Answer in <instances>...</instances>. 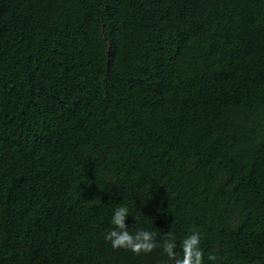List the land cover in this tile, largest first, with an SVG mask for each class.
Instances as JSON below:
<instances>
[{
	"label": "trees",
	"instance_id": "16d2710c",
	"mask_svg": "<svg viewBox=\"0 0 264 264\" xmlns=\"http://www.w3.org/2000/svg\"><path fill=\"white\" fill-rule=\"evenodd\" d=\"M120 206L264 264V0H0V264H172Z\"/></svg>",
	"mask_w": 264,
	"mask_h": 264
},
{
	"label": "clouds",
	"instance_id": "9594fccd",
	"mask_svg": "<svg viewBox=\"0 0 264 264\" xmlns=\"http://www.w3.org/2000/svg\"><path fill=\"white\" fill-rule=\"evenodd\" d=\"M130 215L126 206L117 207L112 217L113 227L104 236L114 249L130 250L139 255L151 253L157 248H162L172 264H204V251L200 247L199 233H193L182 242L183 255L176 252V244L171 239L158 242L157 234L148 230H136L134 233L126 226V218ZM136 219V218H135ZM208 259L214 261L216 257L209 254Z\"/></svg>",
	"mask_w": 264,
	"mask_h": 264
}]
</instances>
